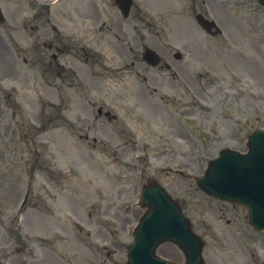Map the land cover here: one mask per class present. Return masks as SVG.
<instances>
[{"label": "rangeland", "instance_id": "1", "mask_svg": "<svg viewBox=\"0 0 264 264\" xmlns=\"http://www.w3.org/2000/svg\"><path fill=\"white\" fill-rule=\"evenodd\" d=\"M15 1L18 0H0L8 22L14 15ZM135 1L139 9H133L131 15L124 19L113 0H94L100 14V19H96L92 26L95 29V34L98 36L109 32L112 39L108 40V44L112 46L115 43L113 36L115 23H119L122 26L123 34H125L126 42L131 35H133L131 38L141 35L140 38L150 39L149 42L159 49L164 48L171 52L179 49L185 53H187L185 47L194 51L198 47L203 49L207 43L204 36L196 32L198 25L191 14L192 0ZM76 2L81 4L87 2L88 8L90 6L88 0H62V2L50 5L51 13L56 14L55 17L62 20L63 17L59 14L63 3L74 15L73 7ZM31 3H34V0H31ZM196 3L198 9L200 3L198 1ZM27 7H29V3ZM206 7V5L203 6V8ZM31 8L33 12L26 19L31 18L34 21V13L37 8ZM66 8L64 10L67 11ZM21 9L22 12L25 10L23 5H21ZM103 21H105L106 31L104 28L98 31V27L102 25ZM36 22L40 26L44 19L39 18ZM240 22L242 23L237 25L239 27L232 21L227 25L228 29L233 26L239 29L240 27L244 28V31H241L242 40L231 42V46L243 54L244 58L250 60H246L247 62L261 65L262 69L264 67V48L257 50L249 45L245 38L248 29L247 20ZM71 29L78 30V26H71ZM234 34L237 35L235 32ZM134 40H137L136 37ZM208 40L213 47L221 45L219 38H208ZM0 41L2 42L1 37ZM22 41L25 42L24 39ZM2 44L0 43V45ZM26 45L27 42L23 47ZM24 55L23 50L21 57ZM19 60L17 64L20 68L18 78H22L25 69L21 59ZM114 62L115 60H112L111 65ZM217 63L218 65H214L212 62H208L212 67L210 69L206 66V61H199L196 65H192L185 74L181 70L182 66H177V69L172 68L176 75L177 72L180 73V77L177 76V79L171 77L172 75L168 71L150 68V78L143 83L132 71L112 74L118 75V79L112 77L108 79V82L114 87L110 93L108 107L117 114L116 120L108 122L101 117V122L95 123V129L91 128L88 131L86 141L80 140L76 131L68 129L74 141L87 146L90 150L92 139L96 138L97 147L92 152L95 157L93 160L96 162V166L100 163L99 165L103 169L90 172L88 175L90 179L86 175L87 171L81 167L67 171L63 180L54 177L55 174L53 178H48L43 172L36 174L34 176L36 181L31 185L28 194V214L26 213L25 216V213H22L18 219L16 216L15 219L19 220L18 222L12 219L14 218V208L20 201L23 191V173L13 172L18 165L15 161L25 148L21 138L26 131V125L22 129H16V126L11 124L8 114H2L0 118V148L4 153L10 151L12 154L9 158L5 157V162L0 161V258L4 260V264H41V261L51 256L53 252L59 255L62 264H126V250L131 241V232L144 210L136 204V199L141 183L147 178L159 180L168 192L182 203L194 230L205 240L203 256L207 260V264H225L221 259L222 255L235 250L234 240L236 237L245 246L241 232L249 231V229L246 226L244 209L241 207H237L235 210L227 208L221 221L218 217V208L222 204L197 189L192 177L201 172L204 160L213 156L214 146L212 144L215 142L221 144L225 141L222 133L221 114L224 118H233L239 125L235 130L238 133V137L234 140L235 146L244 145L247 133L264 125V99L258 97L251 100L249 108H244L243 101H240L239 105L235 101V108H224L223 111H219L216 85L211 83L204 87L203 85L207 82L204 79L205 74L202 77L199 76V73H204L205 70L216 74L221 64L219 56H217ZM138 64L143 66L141 63ZM176 64L181 63L176 62ZM257 76L256 79L261 80L259 78H262V73ZM179 81L183 84L179 85ZM141 87L148 94L153 89L156 91L155 98L159 105H163L161 112H158L157 108L153 106L149 109L145 105H136V101L142 93ZM182 92H186L184 99L192 112L191 115H187L189 118L184 117L180 112L182 104H179V96ZM121 93L123 97L118 95ZM24 100L26 99L24 98L23 102ZM27 102L30 103L31 100L27 99ZM30 105L27 107L28 112L23 110L27 117L35 112V109L33 110ZM77 110L78 108L75 107L68 113L69 119L73 121L81 115L83 119L79 123L83 124H77V122L75 124L76 127H84L82 131L86 132L85 129L91 123L93 116L77 112ZM170 114L174 115V120L175 116L180 120L190 119L187 128L177 124L176 120L174 123L178 127L181 126L186 133L187 142L184 147L186 150L180 149L181 153L179 148L171 146L176 138L173 133V129H175L172 124L173 120L169 119ZM84 115L86 118L83 117ZM159 117L161 120H158ZM13 119L19 122L24 121L19 114ZM166 130H169L170 133L166 134ZM179 130L177 129L176 132ZM82 131L80 133H83ZM29 137H32L31 132H29ZM107 137L118 146L103 151L104 144L102 143ZM134 138L137 140L135 143L131 142V139ZM124 141H127L126 145L123 144ZM216 146L215 144V150ZM34 149L35 144L28 146L30 152L28 158L31 163L36 157ZM114 151L116 155H113ZM141 151L150 159L137 161L135 155ZM42 163H45V160ZM173 168H185L191 173V177L183 179L173 172ZM79 193L88 195L85 213L81 205L73 206L77 213L84 214L82 218L72 212L70 205L72 197ZM92 193H95L93 198L91 197ZM31 211L32 213H29ZM47 215L56 224V229L52 221H47L45 227L43 226ZM32 216L33 218H31ZM73 217L80 219L84 227L78 228ZM226 218L230 219L229 224L225 221ZM25 219H27L26 223H29V219L33 221L26 229ZM41 228L46 231L55 229L48 235L51 238L49 243L43 240L40 242L34 240L37 237L33 236L35 234L40 235L38 237L45 235V233H41ZM17 238L25 242L24 248L19 249ZM79 238L83 244H80ZM76 241L77 243H74ZM261 241L264 239L247 243L246 247L250 251L258 252L264 260V246L259 247ZM92 246L94 253L90 250ZM240 250L242 251V249ZM157 252L167 259L183 261L181 251L171 243L160 245Z\"/></svg>", "mask_w": 264, "mask_h": 264}, {"label": "water", "instance_id": "2", "mask_svg": "<svg viewBox=\"0 0 264 264\" xmlns=\"http://www.w3.org/2000/svg\"><path fill=\"white\" fill-rule=\"evenodd\" d=\"M125 8L127 9V4L125 5ZM159 206H162L163 205V202L162 203H159L158 204ZM170 211L173 213V210H172V208H170ZM162 219H163V222H164V227L165 228H168V227H170L171 226V223H167V219H166V216H165V214H162ZM164 228V229H165ZM166 235L165 234H163L162 235V237H165Z\"/></svg>", "mask_w": 264, "mask_h": 264}, {"label": "flooded vegetation", "instance_id": "3", "mask_svg": "<svg viewBox=\"0 0 264 264\" xmlns=\"http://www.w3.org/2000/svg\"><path fill=\"white\" fill-rule=\"evenodd\" d=\"M61 47H62V49L64 48V44H61ZM58 49H60V48H58ZM61 50V49H60Z\"/></svg>", "mask_w": 264, "mask_h": 264}]
</instances>
